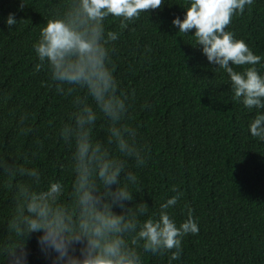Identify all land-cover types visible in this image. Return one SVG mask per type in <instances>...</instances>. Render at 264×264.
<instances>
[{
    "label": "trees",
    "instance_id": "trees-1",
    "mask_svg": "<svg viewBox=\"0 0 264 264\" xmlns=\"http://www.w3.org/2000/svg\"><path fill=\"white\" fill-rule=\"evenodd\" d=\"M65 3L0 0V157L37 169L42 189L61 182L67 199L73 149L59 129L73 111L71 98L43 86L51 84L50 73L34 70L39 60L33 47L46 21L62 13ZM189 6L190 0H164L160 9L141 13L122 32L119 19L104 21L106 30L120 33L110 45L114 75L129 95L135 90L126 122L147 147L144 166L128 162L138 178L130 190L135 203L150 207L149 215L158 214L161 204L176 195L173 187L183 193L168 211L179 226L191 209L199 232L183 238L181 258L171 264H264V141L249 131L257 112L264 110H249L234 100L230 77L215 70L218 65L196 47L195 30L186 36L173 26ZM10 13L17 21L11 29L6 24ZM226 31L264 58V0H254L250 9L235 15ZM233 67L241 72L249 66ZM256 68L264 76V59ZM22 115L27 116L24 125ZM22 126L32 132L21 134ZM94 136L106 138L102 116ZM112 151L118 155L115 146ZM14 195L7 177L0 176V245L23 243L8 228ZM42 235L31 233L25 239L27 264H53L56 254L41 251ZM170 255L143 253V264H168ZM0 264H8L2 253Z\"/></svg>",
    "mask_w": 264,
    "mask_h": 264
},
{
    "label": "clouds",
    "instance_id": "clouds-1",
    "mask_svg": "<svg viewBox=\"0 0 264 264\" xmlns=\"http://www.w3.org/2000/svg\"><path fill=\"white\" fill-rule=\"evenodd\" d=\"M164 0H66L63 12L48 19L41 28L34 51L39 63L35 71L47 70L57 94L71 98L73 111L59 129L63 142L72 148L73 182L65 196V186L50 182L40 188L41 174L13 159L0 157V176L7 177L14 189L15 210L8 228L23 243L5 242L0 253L8 264H27L25 239L40 233L41 251L55 253L53 264H143L142 254L163 256L171 253L168 264L182 255V240L198 234L199 226L188 210L187 219L177 225L169 213L183 193L161 204L158 214L149 215L150 207L134 202L130 186L138 183L128 170L129 160L137 167L146 163L147 147L137 140L131 118L130 100L135 98L122 90L112 66L110 48L120 33L106 30L108 17L119 19L121 32L140 18L141 13L157 10ZM254 0H190L185 17L172 21L179 33L189 36L195 30L196 47L209 63L218 65L230 77L233 99L249 110H264V76L256 65V55L235 34L226 31L235 15L250 9ZM24 5L22 4L21 7ZM9 29L17 21L10 13ZM248 65L243 71L233 66ZM106 121V138L94 136L98 119ZM26 115L20 117L24 125ZM252 137L264 141V111H258L249 125ZM21 134L32 132L20 127ZM112 146L118 155H114ZM27 177L28 180H18ZM132 205V206H129ZM119 208V214L114 211ZM146 217V219H141ZM79 245V247H77Z\"/></svg>",
    "mask_w": 264,
    "mask_h": 264
}]
</instances>
